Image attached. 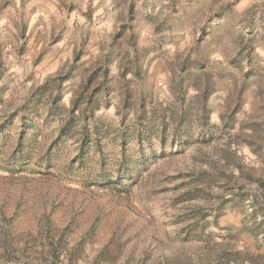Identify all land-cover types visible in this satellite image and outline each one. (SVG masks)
Segmentation results:
<instances>
[{
    "label": "rangeland",
    "instance_id": "374dc122",
    "mask_svg": "<svg viewBox=\"0 0 264 264\" xmlns=\"http://www.w3.org/2000/svg\"><path fill=\"white\" fill-rule=\"evenodd\" d=\"M0 264H264V0H0Z\"/></svg>",
    "mask_w": 264,
    "mask_h": 264
},
{
    "label": "trees",
    "instance_id": "16d2710c",
    "mask_svg": "<svg viewBox=\"0 0 264 264\" xmlns=\"http://www.w3.org/2000/svg\"><path fill=\"white\" fill-rule=\"evenodd\" d=\"M90 78L88 79V82L91 80V78L93 76H89ZM64 78L63 77H60V81L59 83L63 80ZM59 85L60 84H57V87L59 88ZM57 87L53 90L51 89L50 85H44L43 87H41L39 90H36V91H39V98L42 99V97H44L45 95H49L48 97H51L52 98V101L53 102H56L58 103L62 98H63V95L61 94V91L57 89ZM85 88H87V86H85ZM211 89L212 87L209 86L208 83H206V85L204 84L202 87H200V91L203 95V97L206 99L208 97V95L211 93ZM96 90H98L97 88H94L92 90V92H90L89 96H85L87 95V90H82L79 95L77 97H73L72 100H71V103H72V109H70L71 112H75L76 110H81V114H91L93 113V103H94V93ZM56 91V94H54ZM84 99V101L82 100ZM81 103H84L85 106L83 107V109H80V104ZM83 140H82V145L83 144H87L90 139H91V134L90 132L85 129L83 131ZM97 142L98 140L95 139ZM81 145V146H82ZM14 157V156H13ZM23 157V150L22 149H19V151L16 152L15 154V157L13 159L16 160L15 164L18 163H22V158ZM22 165V164H21ZM126 177H129V175H127L126 173L123 174L122 176H120L119 178V182H116V183H120L122 182L124 179H126ZM111 184H115L114 182H110ZM102 184H105V183H102ZM107 184V183H106Z\"/></svg>",
    "mask_w": 264,
    "mask_h": 264
}]
</instances>
